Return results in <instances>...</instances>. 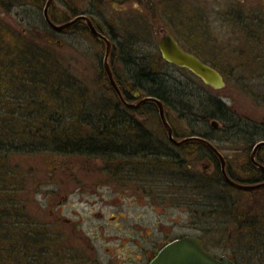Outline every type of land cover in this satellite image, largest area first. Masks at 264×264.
Returning a JSON list of instances; mask_svg holds the SVG:
<instances>
[{
  "label": "rangeland",
  "instance_id": "obj_1",
  "mask_svg": "<svg viewBox=\"0 0 264 264\" xmlns=\"http://www.w3.org/2000/svg\"><path fill=\"white\" fill-rule=\"evenodd\" d=\"M36 3V0H24L18 4L0 0V21L33 44L56 54L61 68L75 82L88 92L101 95L106 103L114 104L104 85H109L103 65L104 44L78 28L57 33L43 30L34 18L38 10ZM69 5L75 6L78 12L89 11L104 32L111 35L112 42L125 41L126 46L134 43L133 47L147 55L158 52L161 26L175 34L176 39L179 37L187 47L194 48L185 32L193 24L201 32V41L211 51H222L218 56H224V52L232 55L234 50L240 53L247 48L244 40L247 35L236 30L235 16L230 12L243 13L244 18L247 10L251 12L261 7L264 12V0H55V16L59 21L73 17ZM256 28L260 35V28ZM49 37H52L51 42ZM243 54H246L245 49ZM113 55L111 52L108 59L113 78L118 75L124 80L121 53L116 51ZM231 77L227 89L213 91L206 88L204 93L220 98L236 113L258 121L264 115V102L250 91L235 88L232 73ZM133 97L137 98L136 91H133ZM135 98L130 102L136 103ZM14 106L16 108L15 104L11 105L12 110ZM142 111L143 115L135 117L147 132L156 141L171 144L158 109L155 111L149 107ZM165 116L176 134L190 130L171 108L167 109ZM166 150L182 157L181 149L172 144ZM251 151L239 152L223 143L220 145V152L234 171L241 168L242 159H248ZM196 156V160L195 157L187 158L193 160L188 164L189 170L199 177H215L210 158L202 153ZM10 159L15 169H19L16 171L19 176H23V184L16 187L19 188L17 201L23 217L27 222L37 221L36 225L40 222L48 224L49 231L63 249L59 252L63 259L54 257L51 261L54 264H147L154 249L183 235L200 237L209 251L218 256L226 255L237 264H264V253L247 255V245L252 247L249 241L253 238L250 239L248 231L236 224L238 217L252 220L262 214L264 190L247 193L231 187L222 188L217 182L213 188L223 191L235 214L232 219L214 217L204 209L197 211L196 204L203 198L195 197L185 185L157 186V181L165 184L169 180L165 175L160 178L149 175L143 185L122 177L112 178L106 171L107 164L99 159L75 155L57 157L48 152L19 154ZM10 169L14 171L11 166ZM250 175L247 172V179ZM57 217L62 220H56ZM260 233L258 242L264 241V234Z\"/></svg>",
  "mask_w": 264,
  "mask_h": 264
},
{
  "label": "trees",
  "instance_id": "obj_2",
  "mask_svg": "<svg viewBox=\"0 0 264 264\" xmlns=\"http://www.w3.org/2000/svg\"><path fill=\"white\" fill-rule=\"evenodd\" d=\"M9 1L18 4L24 0ZM36 1L38 10L34 18L43 30L53 32L44 22L40 10L46 0ZM54 1L49 14L56 23L67 22L81 13L75 6L72 8L69 5V12L73 17L59 21L55 16ZM245 13V18L243 13H235V19L247 20V11ZM90 18L96 28L103 32L92 15ZM194 25L187 31L183 30L190 41L201 43V32L196 30ZM74 28L91 34L83 22L64 31ZM179 41L182 42L181 39ZM112 44V56L116 51L122 56L125 79L121 80V77L116 75L115 81L124 99L133 100V91L139 90L142 97L151 96L161 101L165 113L169 108L176 111L177 117L190 127L189 131L176 134L170 125L176 138L199 136L208 139L219 151L223 143L239 152L247 150L254 142L262 139L258 127H253L247 116L236 113L220 98L204 93L206 88L213 91L228 88L234 68L244 71L247 67V48H243L239 53L241 59L236 63L233 59H227L228 57L226 60H220L226 62L223 67L220 63H213L215 67L220 68L226 80L224 88L215 90L201 84L186 69L164 61L159 51L147 55L133 47L134 43H129L128 46L125 41ZM244 49L246 54H243ZM58 62L60 61L56 54L33 44L0 21V264H54L51 262L54 257L63 259L59 255L63 249L58 246L48 224L40 222L36 225L37 221L27 222L22 215V208L17 201L19 188L16 187L19 183L23 184V176H19L16 172L19 169H15L11 162L10 157L14 155L48 152L57 157L75 155L99 159L107 164L106 171L112 178L122 177L140 184H143L149 175L154 174L156 178L165 175L169 180H166L165 184L157 181V186L176 183L185 185L187 191L195 197L203 198L202 202L196 204L197 211L204 209L205 213L214 217H234L229 199L223 191L214 189L213 185L218 182L222 188L235 187L224 179L220 161L209 148L198 141H187L176 146L168 140L173 146L181 149L183 158L176 153L169 154L166 149L171 144L156 141L135 117L143 115L144 108L150 107L156 111V104L145 102L136 108H127L109 81V85L104 84V87L109 93L108 98L114 104L106 103L101 95L88 92L85 87L75 82ZM172 71L182 75L177 76ZM245 74L247 73H242ZM236 82L245 81L241 77ZM238 90L247 91V88L241 86ZM14 104L16 108L14 106L12 110L11 105ZM212 120L218 122V127L211 125ZM200 153L210 158L215 177H198L189 170L188 166L193 160L187 158L191 159ZM242 160L241 168L236 170L238 174L226 161L228 176L238 183L257 182L250 180L260 177V171L253 166L249 169L247 157ZM247 172L251 174L248 179ZM238 190L247 193L262 192L264 186L255 190ZM259 209L262 211V207ZM238 223L241 229L248 231L250 239L251 236L253 238L249 242L254 248L247 245L250 249H247V255L251 252H258L259 255L264 253L263 239L258 242L261 240L260 231L264 234V209L256 219L238 217L237 226Z\"/></svg>",
  "mask_w": 264,
  "mask_h": 264
},
{
  "label": "water",
  "instance_id": "obj_3",
  "mask_svg": "<svg viewBox=\"0 0 264 264\" xmlns=\"http://www.w3.org/2000/svg\"><path fill=\"white\" fill-rule=\"evenodd\" d=\"M53 0H46L45 6L43 8V17L47 25L56 32H61L66 28L73 25L78 20H84L91 32V34L98 39H101L105 42V55H104V69L110 81V84L116 91L120 100L128 107H137L145 102H153L158 107V113L160 120L167 132L168 140L176 146H180L187 141H198L203 143L207 148H209L219 159L221 173L224 176V179L233 187L242 190H251L256 189L264 185V183L257 184H241L232 180L226 172V161L224 156L219 152L215 146L207 139L199 136H188L181 140L175 139L173 136V131L169 123L167 122L164 107L161 101L158 99L146 96L141 98L136 104L127 103L113 78L112 71L110 70L108 59L111 50V42L100 34L92 21L85 15H77L72 20L67 21L62 24H55L51 21L48 11L52 4ZM160 37L157 42L158 51L162 59L170 64L175 66L186 68L195 76L200 78L206 85L211 86L214 89H221L225 86V81L223 76L214 68L209 65L204 64L196 56L184 50L180 44L177 42L176 38L169 32L162 31L160 32ZM138 97L141 96L139 91L136 92ZM212 126L216 128L218 123L216 120L211 122ZM261 145H264V141H260L255 144V148L252 151V161L257 164L254 160L255 149ZM261 168H264L261 165H258ZM149 264H235V262L226 255L217 256L215 253L207 250L205 248L204 242L192 235H187L179 239H175L165 246H163L158 253L153 257Z\"/></svg>",
  "mask_w": 264,
  "mask_h": 264
},
{
  "label": "flooded vegetation",
  "instance_id": "obj_4",
  "mask_svg": "<svg viewBox=\"0 0 264 264\" xmlns=\"http://www.w3.org/2000/svg\"><path fill=\"white\" fill-rule=\"evenodd\" d=\"M230 13H231V15L235 16L236 11H235V13H233V12H230ZM48 14H49V11H48ZM78 15H85L86 17H88L91 20V18H90L91 13L89 11H86V10L82 11ZM49 16H50V14H49ZM50 18H51V16H50ZM247 20H250L249 21L250 24L246 23ZM247 20H245V21H240V20L237 21L236 20V24H237L236 30L239 31L240 33L244 34V35H247V38H246L247 39L246 40L247 41V67L245 68L244 71L237 70L236 67L234 68V70L232 72V74L234 75V79H233L234 85L233 86L237 89L241 88V86L243 88H247V91H250V94H252L253 96L254 95L257 96L258 98H261L262 101L264 102V12L262 11L261 7L257 8V9H253L251 12H249V10H247ZM81 22H83L86 25V28L89 30V28H88V26L84 20H78L74 24H78ZM251 22H254V23L251 24ZM150 24L152 27V24H153L152 21ZM93 25H94V23H93ZM256 27L260 28V35H258L257 32L255 31V29H258ZM95 28H96V26H95ZM253 28H254V30H253ZM97 31L100 34H102L104 37H106L111 42V52H112L113 44H112L111 35H109L108 33H105L104 30H103V32H101L97 29ZM162 31L169 32L166 28H164V26L159 27V33ZM89 32H90V30H89ZM173 35L175 36V34H173ZM92 37H94V39H96L97 41L102 42L105 46V42L103 40L98 39L97 37H95L93 35H92ZM188 39H189V37H188ZM177 40L184 50H186L189 53L196 56L204 64L209 65L210 67L216 69L223 76L225 84H226V80H225L223 73L221 72L220 68L215 67L213 65V63L214 62L220 63V66L223 67L224 65H226V62L220 61L222 59H225L228 57L227 59H229V58L233 59L232 61L234 63H236V61L238 59H241L239 57L238 51H237L238 53L232 52V55L224 52V56H218L219 51H217V50H216V52L211 51L207 47V45L204 43V41H201V43L200 42H192L189 39V42L191 44H194V46H195L194 48H192V47L190 48V47H187L185 44H183L182 43L183 41L180 42L178 38H177ZM48 41L51 42L52 37H49ZM234 51H236V50H234ZM221 53L222 52H219V54H221ZM230 61L228 62V65H229ZM234 66H236V65H234ZM182 69H185V68H182ZM242 73H247V74L242 75ZM241 77H242V79H244L245 82L244 83L236 82L238 80V78H241ZM197 79L201 82V84L206 86L201 79H199V78H197ZM258 92H260V94H258ZM127 108H129V107H127ZM247 119H248V121L251 122V125L253 127L254 126L258 127L259 131L261 132L260 135L262 138L260 140L264 141V115H261L258 121L254 117H251V116H248ZM260 140H258V141H260ZM258 141L254 142L253 145L250 148H248L247 150L250 149L253 151L255 148L254 146ZM255 150L256 151H255V155H254V160L257 164H255L252 161V157H251L252 151H251L250 156L248 157L249 169L251 170V166H253L255 169L259 170L261 174H260V177L254 179V180H250V181H257V182H253V183H264V168H261L258 166V165H261L264 167V145L257 147ZM249 184H251V183H249ZM56 220L60 221L62 219H60V217H57ZM176 238H179V237H176ZM176 238H174V239H176ZM169 241H171V240L164 242L163 245H161L159 248L154 249L153 250L154 254L151 256L150 260L155 256L157 251L161 247H163L165 244H167ZM147 258H149V256H147Z\"/></svg>",
  "mask_w": 264,
  "mask_h": 264
}]
</instances>
